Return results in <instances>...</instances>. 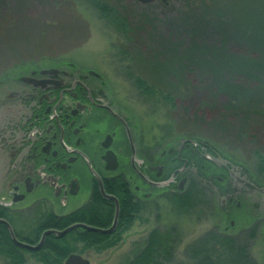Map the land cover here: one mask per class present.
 I'll return each mask as SVG.
<instances>
[{
    "label": "rangeland",
    "instance_id": "obj_1",
    "mask_svg": "<svg viewBox=\"0 0 264 264\" xmlns=\"http://www.w3.org/2000/svg\"><path fill=\"white\" fill-rule=\"evenodd\" d=\"M96 1L0 0V81L53 65L93 69L105 81L107 95L138 118L145 143L158 147L159 164L165 155L177 154L184 139H201L263 182L264 0H98L127 20L131 30L126 33L114 17L100 14ZM192 67L195 86L214 87L204 96L203 90L193 96L188 89L193 83L184 73ZM130 71L175 95V108L159 96L140 94ZM203 76L207 81L200 85ZM222 87H232L231 95ZM175 164L167 179L174 189L181 180L174 171L184 174L193 167ZM166 189L157 190L159 196L136 216L117 246L80 254L94 264H126L151 230L176 229L177 257L183 260L186 246L206 232L218 226L236 231L229 213L205 211L198 200L192 208L173 207L170 197L178 190ZM254 233L251 246L239 241L247 234L237 243L249 247L256 264H264V226ZM26 264L42 263L28 253Z\"/></svg>",
    "mask_w": 264,
    "mask_h": 264
},
{
    "label": "flooded vegetation",
    "instance_id": "obj_2",
    "mask_svg": "<svg viewBox=\"0 0 264 264\" xmlns=\"http://www.w3.org/2000/svg\"><path fill=\"white\" fill-rule=\"evenodd\" d=\"M105 85L97 71L76 65L38 67L0 81V219L16 238L37 244L44 231L78 222L107 228L118 209L116 231L125 191L136 218L162 186L184 192L193 181L204 195L191 199L205 211L229 213L236 231L227 234L236 240L247 234L238 240L251 246L255 229L264 226V181L239 165L220 164L221 154L200 140L182 142L159 164L158 147L145 143L138 118ZM176 161L193 167L174 171L181 178L174 189L167 179ZM68 217L75 220L63 226ZM77 229L87 230L71 231Z\"/></svg>",
    "mask_w": 264,
    "mask_h": 264
},
{
    "label": "trees",
    "instance_id": "obj_3",
    "mask_svg": "<svg viewBox=\"0 0 264 264\" xmlns=\"http://www.w3.org/2000/svg\"><path fill=\"white\" fill-rule=\"evenodd\" d=\"M96 2L98 3H95V6L100 14L114 17L112 22L118 29H121L125 33L131 30L127 20L118 16L116 17V13L109 4L101 3L98 0ZM194 71L193 67L187 69L184 73L185 77L190 78V74L194 73ZM130 73L136 78L140 94L148 98L159 96L164 101L170 102L171 108H175V95L156 88L154 85L149 84L147 80L134 75L132 71ZM201 78L199 79V84L203 85L207 81V77L203 76ZM190 80L193 86L188 89L192 92L193 96L199 90H203L201 93L205 94V92L214 88L210 84H207L206 87L205 85L204 87L195 86L196 83L193 82V78H190ZM221 90H226L231 95L233 88L227 87L225 89V87H222ZM197 140L202 141L201 139ZM260 158L259 173L264 175V155L261 154ZM193 193L204 195V189L196 186L192 181L191 187L187 191L174 192L172 197H170V202L173 204V207L177 206L181 209H186L189 206V208H192L194 207L192 206L194 200L191 198L192 195H195ZM122 197L123 211L120 216L119 225L116 231L111 234L77 229L62 237L50 236L47 238V242L42 249L29 251L12 243L8 231L5 227H0V257L4 258V264H26L27 254L30 253L42 264H64L65 259L71 253H83V251L89 249L97 252L109 250L123 240V234L131 228L135 220V215L129 213V210H135V205L132 203V199H130L129 192L125 191ZM72 219L73 217H68V219L63 220L62 225L64 226L68 222L75 220ZM178 236L179 233L176 229L162 231L155 228L151 230L143 248L130 258L126 264H256L250 249L239 245L233 236L227 234L219 227L216 230L206 232L196 239V241L186 246L183 251V258L185 257L183 260H179L177 257Z\"/></svg>",
    "mask_w": 264,
    "mask_h": 264
},
{
    "label": "water",
    "instance_id": "obj_4",
    "mask_svg": "<svg viewBox=\"0 0 264 264\" xmlns=\"http://www.w3.org/2000/svg\"><path fill=\"white\" fill-rule=\"evenodd\" d=\"M138 1H141L143 3H148V2H151L153 0H138ZM186 141H187V139H184V142H186ZM219 159L222 161V163H220L221 161L220 162L217 161L220 164L228 163L227 160H224L222 158H219ZM262 190L264 191V189H262ZM101 191H102L103 195L106 198L113 200L117 204V208H118L119 205H118L117 198L114 197V196H111V195H106L104 193L102 185H101ZM0 222L4 223L7 226L8 231H9L10 236H11V239L13 240V242L17 246H19L21 248H24V249L31 250V251H36V250H39V249L42 248V246H43V244H44V242L46 240V237L49 234H53L56 237H61V236L65 235V234H67L68 232H70L71 230L75 229L76 227H82V228H85L87 230L98 232V233H103V234L112 233L115 230L117 222H118V209L116 211L115 219L113 221V224L110 227L101 228V227H96V226H93V225H90V224H86V223H79V222L78 223H73V224L69 225L68 227H66L64 229H60V230L59 229H49V230L44 231L42 236H41L40 241L37 244H31V243H28V242L20 241L19 239L16 238V235H15L14 231L12 230V228H11V226H10L8 221H6L4 219H0ZM65 264H93V263L89 259H87L84 256H82L81 254L71 253L66 258Z\"/></svg>",
    "mask_w": 264,
    "mask_h": 264
}]
</instances>
